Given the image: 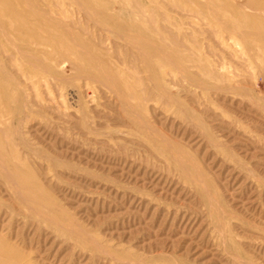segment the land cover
Returning a JSON list of instances; mask_svg holds the SVG:
<instances>
[{"label": "rangeland", "instance_id": "obj_1", "mask_svg": "<svg viewBox=\"0 0 264 264\" xmlns=\"http://www.w3.org/2000/svg\"><path fill=\"white\" fill-rule=\"evenodd\" d=\"M60 1L80 22L86 2ZM155 1L190 37L184 67L147 70L112 39L122 54L100 60L119 65L131 92L66 59L33 83L2 79L0 237L30 264H264V70L214 16ZM263 1L229 3L253 17ZM137 43L148 59L145 50H165ZM195 52L225 81L207 80L202 62L192 68Z\"/></svg>", "mask_w": 264, "mask_h": 264}, {"label": "bare ground", "instance_id": "obj_2", "mask_svg": "<svg viewBox=\"0 0 264 264\" xmlns=\"http://www.w3.org/2000/svg\"><path fill=\"white\" fill-rule=\"evenodd\" d=\"M44 1L43 4L35 5L30 2L21 4L19 0L16 3H13V0H0V91H2V84L5 81L2 79L13 77L24 83L28 81L33 83V79L40 74L56 70L59 66L64 68L65 65L61 59H66V62H71L79 71H84L93 78L96 77V71L111 75L110 84L112 82L123 90L131 92L132 85L126 79L124 72L117 68L119 65L107 66L100 60L101 57L110 59L114 51L122 54L121 47L118 46L115 49L111 47L112 50H109L111 49L109 46L113 43L112 39L122 40L128 44L130 48L127 47L125 50L127 56L134 64L139 62L147 66V70L152 68L161 72L162 68L170 62L174 63L178 60L184 67L183 59H188L185 62L190 61L186 57V50L185 52L181 50L182 43L189 37L186 36L185 28L175 24L168 16H162L158 8H153L152 5L156 4L155 0H112L109 8L106 9L99 8L101 7L98 6L99 0H83L82 2H86L85 7L81 6L82 3H78V6H81L77 11L80 22L72 18L77 9L68 8L60 0ZM169 1L185 15L191 14L205 20H210L211 16L217 18L220 21V26H218L219 28L216 26V28L220 32H230L241 38L248 51L246 64L250 68L259 66L264 70V1L262 6L254 11L246 9L247 12L250 11L248 13L252 12L253 17L246 16L242 10L244 6L239 10L236 9L235 6L238 5L235 2H232L233 5L230 4V0ZM80 14L88 18L87 26L81 22ZM90 23L94 25V29H97L98 37L95 35V30H91ZM139 40L149 44L154 43L165 50H161L160 53L156 49L145 50L153 56L148 59V53L146 55L145 52H141L138 46ZM193 41L195 40L193 39ZM131 47L139 52L131 51ZM198 51L199 49H196L197 53ZM196 52L195 54H197ZM192 53L194 52L192 51ZM197 55V60L191 62L192 68H196L194 64L203 63L200 61V55ZM162 56L168 57L169 61H161ZM192 56L194 55L192 54ZM200 65H202L207 80H215L217 83L225 81V74L219 73L218 69L214 70L215 66L213 68L211 63L205 62ZM8 68L14 70L15 74L10 73ZM221 68L223 70L224 67ZM135 75L137 77L136 72ZM164 75L166 74L164 73ZM9 84L13 85V82ZM133 84L142 85L143 83L138 80ZM13 93L19 92L14 89ZM7 175L5 177L10 180L11 176ZM22 203L24 204L25 201ZM0 264H30V262L23 260L20 254L10 248L0 237Z\"/></svg>", "mask_w": 264, "mask_h": 264}]
</instances>
